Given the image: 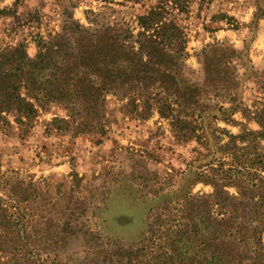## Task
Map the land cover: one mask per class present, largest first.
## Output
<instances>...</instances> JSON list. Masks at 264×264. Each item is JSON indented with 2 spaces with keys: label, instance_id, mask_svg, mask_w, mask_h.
<instances>
[{
  "label": "rangeland",
  "instance_id": "obj_1",
  "mask_svg": "<svg viewBox=\"0 0 264 264\" xmlns=\"http://www.w3.org/2000/svg\"><path fill=\"white\" fill-rule=\"evenodd\" d=\"M263 12L264 0H0V49L24 44L35 58L41 40L69 36L73 28H111L140 50L144 28H152L146 33L157 42L165 40L161 28H174L176 36L164 47L177 55L181 76L201 86V54L215 44L242 50L248 43V65L264 69ZM250 28H256L252 34ZM241 90L248 110L264 107L254 78L243 77ZM133 101L108 94L101 125L90 130L77 129L80 117L57 104L21 122L14 113H0V209L14 221L8 226L0 211V264L9 251L30 256L32 264H81L92 252L88 237L96 233L123 244L139 241L159 205L156 195L179 190L206 162L204 137L177 139L169 120ZM213 125L241 132L239 126ZM247 125L260 129L255 121ZM212 190L199 183L193 193Z\"/></svg>",
  "mask_w": 264,
  "mask_h": 264
},
{
  "label": "trees",
  "instance_id": "obj_2",
  "mask_svg": "<svg viewBox=\"0 0 264 264\" xmlns=\"http://www.w3.org/2000/svg\"><path fill=\"white\" fill-rule=\"evenodd\" d=\"M144 29L140 50L111 28H73L69 36L41 40L35 58L24 44L0 49V113H14L21 122L36 116L38 108L57 104L80 117L77 129L90 130L101 125L105 97L118 94L140 99L145 112L157 110L177 139L204 137L206 162L179 190L156 195L159 205L151 209L147 234L123 244L96 233L88 237L92 252L81 264H264V107L248 110L241 90L243 77L254 78L264 93V69L248 65V43L242 50L215 44L201 54L204 81L199 86L181 76L177 55L164 47L176 36L174 28H161L163 42L147 35L152 28ZM237 65L245 73L240 75ZM249 121L260 129L250 130ZM218 122L239 126L241 132L214 128ZM199 183L212 192L193 193ZM0 211L8 226L14 224L11 214ZM5 255L9 259L3 264H32L30 256ZM65 259L73 262L68 254Z\"/></svg>",
  "mask_w": 264,
  "mask_h": 264
}]
</instances>
